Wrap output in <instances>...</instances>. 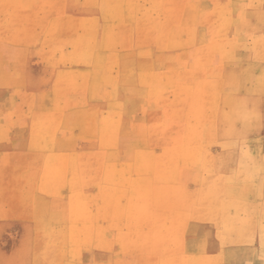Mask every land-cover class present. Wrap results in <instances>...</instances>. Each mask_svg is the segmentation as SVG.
Returning <instances> with one entry per match:
<instances>
[{
	"label": "rangeland",
	"instance_id": "1",
	"mask_svg": "<svg viewBox=\"0 0 264 264\" xmlns=\"http://www.w3.org/2000/svg\"><path fill=\"white\" fill-rule=\"evenodd\" d=\"M235 56L263 66L264 0H0V74L34 82L1 264H264V202L205 156Z\"/></svg>",
	"mask_w": 264,
	"mask_h": 264
},
{
	"label": "crops",
	"instance_id": "2",
	"mask_svg": "<svg viewBox=\"0 0 264 264\" xmlns=\"http://www.w3.org/2000/svg\"><path fill=\"white\" fill-rule=\"evenodd\" d=\"M226 63L231 66L230 70L222 84L217 85L223 91L218 100L217 149L214 154L208 149L206 160L209 161L210 156L214 155L217 171L226 177L232 175V185L240 188V194L234 200L264 202V191L262 195L251 196L242 192L244 187L253 189L264 186V64L255 69L249 57L236 59V56L227 58ZM25 74L29 75L30 81L20 88L12 86L10 72L0 74L1 81L7 80V83L0 82V154L15 155L27 151L26 129L10 127L26 118V99L17 98L15 94L17 89L26 94L27 86H33L32 72ZM21 140L23 148L17 150L14 145ZM201 141L206 147L215 140L206 136ZM201 152L204 156L203 150Z\"/></svg>",
	"mask_w": 264,
	"mask_h": 264
}]
</instances>
